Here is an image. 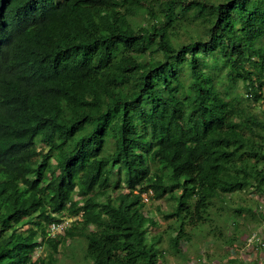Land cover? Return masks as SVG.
I'll return each instance as SVG.
<instances>
[{
  "label": "trees",
  "instance_id": "trees-1",
  "mask_svg": "<svg viewBox=\"0 0 264 264\" xmlns=\"http://www.w3.org/2000/svg\"><path fill=\"white\" fill-rule=\"evenodd\" d=\"M249 188L264 0H0V264H56L70 240L92 264L164 263ZM145 193L175 207L167 249Z\"/></svg>",
  "mask_w": 264,
  "mask_h": 264
},
{
  "label": "rangeland",
  "instance_id": "rangeland-1",
  "mask_svg": "<svg viewBox=\"0 0 264 264\" xmlns=\"http://www.w3.org/2000/svg\"><path fill=\"white\" fill-rule=\"evenodd\" d=\"M113 195L116 196V193ZM151 195L152 193L143 194L145 196L143 212L155 217L159 225L149 228V237L162 234L161 247L167 249L169 225L173 220L166 219L164 215L174 212L175 207L173 202L164 199L152 201ZM219 207L221 209H218ZM236 211H240V215ZM211 213L213 222L199 228L188 225L186 230L190 241L185 239L181 241L182 253L170 252L165 262L160 264H253L252 261L257 255L254 247L257 245L261 247L258 239L264 238V193H259L253 188L235 193L229 196L227 204L218 205L217 210ZM234 222L238 223L237 230L234 228ZM253 236L256 238L253 239ZM232 238L235 240L233 245L231 242L228 243ZM86 247L87 244L81 240L74 242L70 240L60 248L56 264H92L90 260L84 258ZM261 248L264 259V247ZM48 250L44 246L38 248L37 252L39 256L47 258ZM262 258H258V263L262 262ZM230 260L235 262L232 263Z\"/></svg>",
  "mask_w": 264,
  "mask_h": 264
},
{
  "label": "built area",
  "instance_id": "built-area-1",
  "mask_svg": "<svg viewBox=\"0 0 264 264\" xmlns=\"http://www.w3.org/2000/svg\"><path fill=\"white\" fill-rule=\"evenodd\" d=\"M148 196V195H147ZM144 198H145V196H144ZM69 223H70V221H65V222H63V223H53L52 225H51V229H50V231H51V236L52 237H55V236H57V235H59V234H62V233H64V231H65V229L67 228V226L69 225ZM256 237H257V235H255ZM255 237V238H256ZM253 239H255L254 238V236L252 237ZM259 241V243H260V245L262 246V247H264V242L262 241V240H260V239H258ZM263 264H264V261H263Z\"/></svg>",
  "mask_w": 264,
  "mask_h": 264
},
{
  "label": "crops",
  "instance_id": "crops-1",
  "mask_svg": "<svg viewBox=\"0 0 264 264\" xmlns=\"http://www.w3.org/2000/svg\"><path fill=\"white\" fill-rule=\"evenodd\" d=\"M263 239L264 238H262L261 240L263 241ZM254 249H256L255 252H257V255H256V258L254 257L252 263L254 264V262H256L257 264H263L264 259L262 258V251H261L262 248L261 247H258V245H257V246L254 247ZM258 258L259 259L262 258V262L261 263H258Z\"/></svg>",
  "mask_w": 264,
  "mask_h": 264
},
{
  "label": "clouds",
  "instance_id": "clouds-1",
  "mask_svg": "<svg viewBox=\"0 0 264 264\" xmlns=\"http://www.w3.org/2000/svg\"><path fill=\"white\" fill-rule=\"evenodd\" d=\"M144 197V196H143ZM145 201V200H144ZM55 223H58V222H55ZM53 224V223H52ZM51 224V225H52ZM51 225L49 226L50 227V229H51ZM50 234H51V231H50ZM60 235V234H59ZM52 237V236H51ZM56 237V236H55ZM261 240V239H260ZM259 241V240H258ZM264 242V241H263ZM259 245H260V243H258ZM261 246V245H260ZM262 247V246H261Z\"/></svg>",
  "mask_w": 264,
  "mask_h": 264
}]
</instances>
